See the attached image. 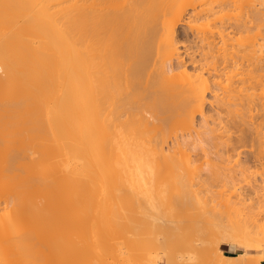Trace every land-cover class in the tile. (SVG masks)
<instances>
[{
    "label": "bare ground",
    "instance_id": "bare-ground-1",
    "mask_svg": "<svg viewBox=\"0 0 264 264\" xmlns=\"http://www.w3.org/2000/svg\"><path fill=\"white\" fill-rule=\"evenodd\" d=\"M252 1L227 18L238 0H0V264H76L68 259L81 227L71 210L88 203L97 210L91 239L104 240L90 264H132L160 240L168 203L180 211L207 201L208 172L224 165L234 181L247 163L264 168V34L257 43L252 34L264 26V0ZM200 154L208 160L197 166ZM251 184L227 189L225 205L251 200ZM254 205L242 219L216 215V231L185 248L189 264L263 262ZM132 215L144 218L140 228ZM220 244L241 253L228 259Z\"/></svg>",
    "mask_w": 264,
    "mask_h": 264
},
{
    "label": "rangeland",
    "instance_id": "rangeland-1",
    "mask_svg": "<svg viewBox=\"0 0 264 264\" xmlns=\"http://www.w3.org/2000/svg\"><path fill=\"white\" fill-rule=\"evenodd\" d=\"M250 2L251 3V1L252 0H238V2L236 3V5H238V6H236L235 8L237 9H234V11H232L233 9H231V10H225L223 13H222V16H228V17H232L233 15H235V14H237V12L239 11V13H241L242 12V9L243 8H241V7H243V6H247L249 3L248 2ZM256 1V0H255ZM243 2L246 4H243ZM253 2V1H252ZM240 3H242L241 5H240ZM254 4V3H253ZM243 5V6H242ZM241 6V7H240ZM239 9H238V8ZM240 8H241V10H240ZM246 9V7L243 9V12H244V10ZM234 12H236L235 14H233ZM242 12V13H243ZM238 13V14H239ZM230 15H232V16H230ZM227 17V18H228ZM226 18V19H227ZM256 28V27H255ZM255 28L253 29L254 31H253V33L252 34H254V37L256 38L255 40H257V41H255L254 39V41L257 43L258 42V40H260L261 39V34H264V32H262V33H260L259 34V30L260 31H264V30H261V29H263L264 28V26H263V28L262 27H257L256 28V31H255ZM261 28V29H260ZM258 30V31H257ZM258 32V33H257ZM251 33V32H250ZM256 33V34H255ZM252 34H250L252 37H253V35ZM260 36V38H259V36ZM177 36H178V40L180 41V42H182V44H187L188 42H189V37H190V34L188 33L187 34V32H186V30H185V28L180 24L179 26H178V28H177ZM189 36V37H188ZM256 36H258V37H256ZM253 37V38H254ZM259 38V39H258ZM185 41V42H184ZM259 43H260V41H259ZM262 57H264V53L262 52ZM187 69L188 70H190L191 69V67H190V65H188L187 66ZM207 98H210V99H208V102H212L211 100V97H207ZM211 104V103H210ZM215 109V107H214V104L213 105H209V103H207L206 104V106H205V112H207V115H214V110ZM199 120V117H197L196 118V124L198 123L197 121ZM208 120H211L210 118H208ZM202 155L200 154V157H198L197 159H198V161L195 159V157H194V160H196L197 161V163H195V165H197L198 163L199 164H201L200 162H205L206 161V159L208 160V158H205L206 156H202ZM195 161V162H196ZM232 163V162H231ZM198 164V165H199ZM253 163H247V165H248V169H246V171L244 170V174L242 175V174H240V173H238V175L237 174H235L234 176L235 177H237V179L236 178H233V180L234 181H232V179H229V180H227L226 178L228 177L229 178V176H224L223 175V172H225V173H229L228 175H230V178H232L231 177V175H233V173L231 172H229V169L227 170L226 168H224V165H223V167L222 168H224V169H226L227 170V172L224 170L223 171V169L222 168H220V167H218V168H216L215 170H213L212 172V175H211V173L209 174V172H208V175H210V179L209 180H211V181H209L207 178V180L206 179H203V177L204 176H200V175H205L204 173L203 174H200L199 176L204 180V182H203V185L200 187V186H198L199 184L197 183V186H196V181L197 182H200V179H199V177L198 176H196V174L194 173V177H197V178H194V179H199V181L198 180H196L194 183V185L196 186L195 188H198V190L197 191H199L200 190V192H201V189H204V190H202L203 192L202 193H200L199 194V196H201L202 198V200H207V201H205V203H204V201H202V200H200V202L202 201L203 203H197V201H194V202H196V203H194V202H192V203H188V205L186 206V208L185 209H182V210H184L185 212H186V214H185V212H183L182 213V210H180L179 211V209H177V208H174V204L175 203H168V205H166V209L162 212V218H161V220H160V223H159V225H161L162 224V227L161 228H159L158 230H156L153 234L154 235H156V234H158V235H161V238H160V240L159 241H157L151 248H148L147 247V249L148 250H146V249H144V248H142V246H141V248H137L138 246H139V244H137L136 245V247L134 248H132L133 250L135 249L136 251L137 250H139V249H143V252L145 251V252H147V254L148 255H146V254H143V252L142 251H140L143 255H142V257L141 258H143V256H146L145 257V259L147 258V260H148V263L149 264H165L167 261H166V259L167 260H169V256L172 258V260L170 259L168 262H167V264H189V262L190 261H192L191 260V257H190V259H188L187 257H186V255H187V251L185 250V248L187 247V246H189V245H191L192 244V240H194V239H196L197 237H200V236H204V238L206 237V239L207 238H209L211 235H212V232L215 230L216 231V226H215V221H212L211 222V220H213V218H215L214 220H217V218H216V215L217 216H219L220 218H218L219 219V221L220 222H222V223H226V222H229V218L232 216V215H235L234 217H232L233 219H235L236 217L237 218H245L248 214H249V212H251L253 209L252 208H250V207H252L254 204H258V203H262V204H258V205H261L262 207H260L261 209H262V211H261V209L260 210H257L256 208H258V207H256L255 205V207H253V208H255L256 210H255V214H258L255 218L257 219L256 220V224H257V226H259V227H264V168L262 167L263 165H260V166H256L255 165V163H254V165H252ZM197 165V166H198ZM203 165V164H202ZM246 165V166H247ZM259 165V164H258ZM204 167H203V169L205 168V163H204V165H203ZM230 166V163L228 164V167ZM232 166V165H231ZM227 167V168H228ZM221 169L220 171L222 172H220L219 173V170H217V169ZM263 169V171H262V169ZM203 170H201V172H202ZM216 171V172H215ZM218 171V172H217ZM215 173V174H214ZM224 173V174H225ZM241 173H243V172H241ZM263 173V174H262ZM198 175V174H197ZM206 175H207V173H206ZM215 175V176H214ZM220 175V176H219ZM237 175V176H236ZM193 176V175H192ZM191 176V178H193ZM221 176H224L225 177V179L227 180V182L229 183H226V182H224V180H221V179H223L224 177H222V178H220ZM206 177V176H205ZM220 179H219V178ZM214 180V181H212V179ZM215 178V179H214ZM217 178V179H216ZM225 180V181H226ZM230 180H231V183H230ZM235 180H237V181H235ZM261 180H262V182H261ZM207 182V184H206V182ZM218 181H221V182H218ZM222 181H223V183H222ZM249 182H251V183H255L256 185H257V187H256V185H255V189L253 190H250V197H251V200L249 201H247V203H244L243 205L242 204H238V205H232V203H228V205L229 206H231L230 207V209H226V207H228L229 208V206H226L225 204L227 203H224V196H225V198L226 197H230L231 196V192L230 191H228V190H232V192L234 193V195H235V191H237L238 193L239 192H242L241 190L243 189V191H244V188H247V183H248V185H254V184H251V183H249ZM225 183H226V185H228V186H226L225 185ZM221 184V185H220ZM222 184H224V185H222ZM207 187H206V186ZM203 186H205V188L203 187ZM222 186V187H221ZM224 186V187H223ZM193 187V186H192ZM199 187L201 188V189H199ZM230 187V188H229ZM195 188H193V189H195ZM228 189V190H227ZM206 190H207V194H205L204 192H206ZM224 190H227V191H225L224 192ZM246 190V189H245ZM195 191H196V189H195ZM196 191V192H197ZM220 192H224V194L222 193V195H221V193ZM199 193V192H198ZM220 193V196H223V197H220L218 194ZM230 193V194H229ZM233 193H232V196H231V198H227V199H229L228 200V202L230 201V199H232L233 198ZM202 194H204L203 196H202ZM205 195H208V196H210V197H207V196H205ZM204 196L205 197H207V198H209V201H208V199L206 198V199H204ZM215 196H216V198H215ZM219 196V197H218ZM217 198H219V199H217ZM221 198V199H220ZM227 199H226V201H227ZM217 201H219V202H217ZM209 202V203H208ZM217 202V203H216ZM134 205H135V203H133ZM167 204V203H166ZM128 205V204H127ZM126 205V206H127ZM132 205V204H131ZM137 205V204H136ZM170 205H171V210L173 211V210H178V211H176V214H175V211H173V214H172V212L170 211V209H169V207H170ZM226 206V207H224V206ZM257 205V206H258ZM86 206V207H85ZM88 206V207H87ZM89 206H90V208H89ZM92 206V207H91ZM130 206V205H129ZM173 206V207H172ZM128 207V206H127ZM148 207H150V206H148ZM168 207V208H167ZM233 207V208H232ZM78 208V209H77ZM88 208V209H87ZM116 207L114 206V210H113V212L115 213V214H117V216H118V214H119V212L118 211H116V209H115ZM145 208V207H144ZM151 208V207H150ZM84 209V210H83ZM94 209V205H92L91 203H88V205L87 204H83V205H80V208H79V205H78V207H74V210H73V212H72V210H71V214L73 213V216H74V218L77 220V226L80 228L79 230H78V228L77 229H75L76 230V232H78V231H80V232H78V233H76V235H78L77 237H78V245H76V249H74V252H73V254H75V255H69L70 256V259H68V260H74L75 262H76V264H84V262H88V261H90V262H88L89 264L90 263H92V262H94V252L96 251V250H98V248H99V250H100V248H102V244L101 243H104V240H103V238H102V236L100 235V236H97V237H99V238H97L96 237V241H98L97 239H99L100 240V242H96L95 241V239H94V241L91 239L94 235H92L93 234V232L95 231V229L93 228V225L90 227V223L91 222H93V221H95L94 219H96L95 217H96V206H95V209ZM118 209H119V207H118ZM117 209V210H118ZM128 209V208H127ZM147 208H145L144 210H146ZM155 208H153V210H154ZM169 209V210H168ZM252 209V210H251ZM82 210V211H81ZM89 212H87V211ZM96 210V211H95ZM156 210V209H155ZM154 210V211H155ZM224 210V211H223ZM226 210V211H225ZM230 210H231V213L232 212H234V213H232L231 214V216H229V215H226V212L228 211V212H230ZM2 211V210H1ZM1 211H0V213H1ZM80 211V212H79ZM146 211H148V209L146 210ZM150 211V210H149ZM154 211H152V208H151V211L150 212H146L147 213V216H148V213H150L149 215H152L151 214V212H153V214H154ZM254 211V210H253ZM256 211H258V212H260L261 211V214L260 213H256ZM74 212H75V214H74ZM145 211H143V213H144ZM167 214L168 212L170 213V215H169V213H168V215H164L165 213ZM179 212V213H178ZM228 212H227V214H228ZM79 213V214H78ZM92 213V214H91ZM93 213H94V215H95V217H92L93 216ZM142 213V214H143ZM145 213V214H146ZM178 213V214H177ZM182 213V214H181ZM210 213H211V215H210ZM224 213V214H223ZM254 213V212H253ZM78 214V215H77ZM84 214V215H83ZM85 214H87V215H85ZM90 214V215H89ZM155 214H156V212H155ZM174 214L175 215H177V216H174ZM180 214L183 216V217H181L180 216ZM185 214V215H184ZM212 214H214V217L212 216ZM222 214V215H221ZM83 215V216H82ZM161 215V214H160ZM202 215V216H201ZM203 215H206V217H205V219H206V221H205V226H204V224H202L203 226L202 227H199V225L201 226V223L199 224V225H197L196 224V222L195 221H193L194 219H196V217H203ZM208 215H210L211 216V218H210V220L208 219ZM221 215V216H220ZM224 215H226V216H224ZM133 216V217H132ZM132 216H128L129 217V219H128V222L129 221H133L134 223L137 221V220H139L138 221V223L136 224H134L133 222L131 223V222H129L130 223V225H137V228H140V224H141V221L140 220H142V219H144L143 217H142V219H140L141 218V216L139 217H136L135 215H132ZM143 216H145L144 214H143ZM175 218H174V217ZM222 216H224V217H222ZM77 217H78V219H77ZM80 217V218H79ZM89 219L90 217V220H88L87 218ZM134 217H136V218H134ZM146 217V216H145ZM176 219L175 220V222H174V219ZM177 217H178V223H176V221H177ZM199 217V218H200ZM94 218V219H93ZM131 218V219H130ZM137 219V218H139V219H137L136 221H134V219ZM179 218H180V220H179ZM181 218H184V219H181ZM231 218V219H232ZM82 221L81 223H80V220ZM83 219L85 220V219H87V221L86 222H88V224H86V222H83ZM204 219V220H205ZM225 220V222H224V220ZM78 220H79V222H78ZM92 220V221H91ZM173 220V222H171ZM181 220H183L182 222H181ZM204 220H203V222H204ZM208 220V221H207ZM196 221H199L198 220V218H197V220ZM139 222H140V224H139ZM210 222H211V224H210ZM220 222H218V221H216V224H218V223H220ZM82 223H84V224H86L85 226H82V225H84V224H82ZM172 223V224H171ZM198 223V222H197ZM206 223H207V225H206ZM166 224V225H165ZM167 224L168 225H170L171 227H168L167 226ZM174 225V226H173ZM212 227L211 229H209L210 227ZM89 226V227H88ZM99 225H97V228L99 229V227H98ZM167 226V227H166ZM214 226V227H213ZM85 227V228H84ZM132 227H134L135 229H137L136 228V226H132ZM204 227V228H203ZM209 227V228H208ZM89 228V229H88ZM133 228V229H134ZM200 228H202V229H200ZM206 228H208V229H206ZM229 228H231V227H229ZM229 228H228V230H229ZM90 229H92V231L90 230ZM205 229V230H204ZM212 229H214V230H212ZM84 230V231H83ZM88 230V231H87ZM91 232H90V231ZM227 230V229H226ZM87 231V233H85ZM210 231V233L208 234V232ZM85 234H84V233ZM225 232V231H224ZM224 232H221V233H224ZM227 232V231H226ZM80 233V234H79ZM82 233L84 234V235H82ZM89 233V234H88ZM90 234H91V236H90ZM211 234V235H210ZM80 236H82V237H80ZM84 236V237H83ZM89 236V237H88ZM85 237L86 238H88V239H85ZM94 238V237H93ZM93 241V243L94 242H96V243H92V244H89V242L91 243L92 241ZM132 239V238H131ZM158 239V238H157ZM82 241V242H81ZM87 241V244H88V246H86L87 244L85 243ZM132 241H133V239H132ZM80 242H81V244L83 243L84 244V246H82L81 244H80ZM113 242V241H112ZM135 242V241H134ZM134 242H133V244H134ZM109 243H111V240L109 241ZM137 243V242H136ZM96 244H100L101 245V247H100V245H98V246H96ZM80 245V246H79ZM91 245V246H90ZM224 244H220L219 245V247H218V249H220L221 250V248H222V246H223ZM225 245H229V244H225ZM90 246V247H89ZM94 246V247H93ZM132 246H135V245H132ZM139 246V247H140ZM84 247V249L81 251V248H83ZM96 247V249H94ZM98 247V248H97ZM78 248V249H77ZM86 248H88V250L86 249ZM93 250H92V249ZM137 248V249H136ZM233 251H234V256L235 255H238L239 253H241L240 251H237V250H234L233 248H231ZM86 250H87V253H89V254H86ZM90 250H91V252L93 253V255H92V257H93V259H92V257H90L91 256V253H90ZM95 250V251H94ZM133 250H131V252L133 253ZM134 250V253L136 252ZM186 252H185V251ZM121 251H123L122 249H120V252ZM77 254H76V253ZM79 252H80V254H79ZM211 252H214L213 250L211 251ZM168 253V257L166 256V254ZM140 254V253H136L135 255L136 256H133L134 254H132V264H133V261H134V264H135V262H136V259H134V258H138L139 257V261L140 262H142V260H141V258H140V256H141V254H140V256H138V255ZM197 254H199V253H197ZM200 254H202L203 256L205 255V257L207 256L206 254H203V253H200ZM224 254V253H223ZM84 255V256H83ZM89 255V256H88ZM189 256H192V259H199L200 258V256L202 257V255H200L199 257L198 256H193V254H188ZM194 255H196V254H194ZM225 255V254H224ZM69 256L67 257V258H69ZM76 256V258H74ZM125 256V255H124ZM89 257H90V259H89ZM167 257V258H166ZM198 257V258H197ZM82 258V259H81ZM86 258H88V260H86ZM202 258H204V257H202ZM41 258L39 259V258H37V259H35V261L33 262V263H31V264H36V263H39V264H41ZM93 260V261H92ZM107 261L109 260L110 261V259H106ZM103 261V263H105V262H107V261ZM38 261V262H37ZM58 262V259L56 260H54V262L53 263H51V264H57V262ZM80 261V263H78ZM84 261V262H83ZM139 261H138V264H141V263H139ZM166 261V262H165ZM87 262H86V264H87ZM21 263H22V261H21ZM20 263V261L19 262H17L16 264H21ZM29 263V261H27L25 264H28ZM262 263V262H261ZM260 263V264H261ZM12 264H15V263H12ZM100 264H102V263H100Z\"/></svg>",
    "mask_w": 264,
    "mask_h": 264
},
{
    "label": "crops",
    "instance_id": "crops-1",
    "mask_svg": "<svg viewBox=\"0 0 264 264\" xmlns=\"http://www.w3.org/2000/svg\"><path fill=\"white\" fill-rule=\"evenodd\" d=\"M221 251L227 256L228 259H231L234 256V251L229 245L224 244L221 248ZM261 264H264V261Z\"/></svg>",
    "mask_w": 264,
    "mask_h": 264
}]
</instances>
